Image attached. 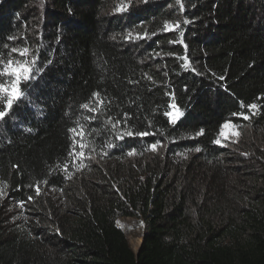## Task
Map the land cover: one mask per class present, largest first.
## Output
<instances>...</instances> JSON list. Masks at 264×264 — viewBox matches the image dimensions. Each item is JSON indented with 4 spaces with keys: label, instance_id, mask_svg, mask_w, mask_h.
Segmentation results:
<instances>
[{
    "label": "trees",
    "instance_id": "1",
    "mask_svg": "<svg viewBox=\"0 0 264 264\" xmlns=\"http://www.w3.org/2000/svg\"><path fill=\"white\" fill-rule=\"evenodd\" d=\"M117 4L0 0V264H264V0Z\"/></svg>",
    "mask_w": 264,
    "mask_h": 264
},
{
    "label": "snow or ice",
    "instance_id": "2",
    "mask_svg": "<svg viewBox=\"0 0 264 264\" xmlns=\"http://www.w3.org/2000/svg\"><path fill=\"white\" fill-rule=\"evenodd\" d=\"M169 24H165L164 28L166 30L170 29ZM12 52H18L19 55L24 56L27 54L28 50H18L16 48L11 49ZM35 68V61L29 65L27 62H20L13 59L7 60L5 63L4 61L0 60V78L7 77L9 82L8 83H0V105H3V110H0V120H3L4 117L10 114L14 104H16L19 100L23 98L25 93H23L19 87V85L24 81H29L33 78V71ZM98 95V94H94ZM83 108H88V104L82 105ZM172 107H175L173 105ZM250 109H255L257 105L252 104L249 106ZM169 116H172V113H168ZM243 119L247 120L249 117L247 115L241 114ZM178 116L172 118L171 123L175 124L178 120ZM225 128L229 127L228 124L224 125ZM70 131H75L74 129ZM131 135V133H128ZM141 137L148 135L147 132L138 133ZM215 143L219 144L220 141H215ZM223 146V145H221ZM112 147V145H109ZM155 148V145H152ZM200 149L197 148L196 151ZM132 154L131 152L129 153Z\"/></svg>",
    "mask_w": 264,
    "mask_h": 264
},
{
    "label": "rangeland",
    "instance_id": "3",
    "mask_svg": "<svg viewBox=\"0 0 264 264\" xmlns=\"http://www.w3.org/2000/svg\"><path fill=\"white\" fill-rule=\"evenodd\" d=\"M139 0H117L118 5V13L122 14L129 10L133 4L137 3ZM21 62H26L24 59ZM2 82H9L7 77L0 78ZM4 80V81H3ZM20 86V85H19ZM26 95L19 101H24L26 99ZM18 101V102H19ZM17 102V103H18ZM14 104V105H17ZM171 119L175 116H178L174 111L171 112ZM240 139V136L235 128L231 125L229 127L223 129L221 133V141L222 144L230 145L232 143H236ZM118 226L125 232L127 235V240L133 252H136L141 244L144 235V224L141 220L132 219V218H122L118 220Z\"/></svg>",
    "mask_w": 264,
    "mask_h": 264
},
{
    "label": "water",
    "instance_id": "4",
    "mask_svg": "<svg viewBox=\"0 0 264 264\" xmlns=\"http://www.w3.org/2000/svg\"><path fill=\"white\" fill-rule=\"evenodd\" d=\"M142 241H143V239H142ZM142 241H141V243H142ZM141 245V244H140ZM140 247V246H139ZM134 253V255L136 256V258H137V256H138V253H139V248H138V250L136 251V252H133Z\"/></svg>",
    "mask_w": 264,
    "mask_h": 264
}]
</instances>
